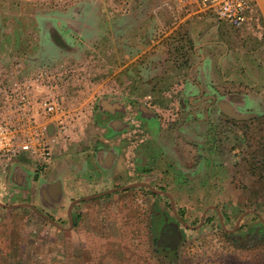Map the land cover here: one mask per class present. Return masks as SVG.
Wrapping results in <instances>:
<instances>
[{
    "label": "crops",
    "instance_id": "crops-1",
    "mask_svg": "<svg viewBox=\"0 0 264 264\" xmlns=\"http://www.w3.org/2000/svg\"><path fill=\"white\" fill-rule=\"evenodd\" d=\"M114 1L116 8L100 0L93 10H70L62 27L52 19L45 25L43 37L52 58L41 66L95 58L92 90L98 93L92 118L73 142L54 152L45 168L38 169L35 158L22 153L0 172V208L29 207L56 225L52 217H68L73 200L80 201L72 206L71 217L88 201L83 198L131 183L162 192L161 183L198 191L211 184L210 156L233 155L223 140H216L214 129L264 111V0H254L261 15L259 36L219 22L193 1ZM177 80L184 85L181 116L163 128L139 100L150 96L153 103L166 105L161 93ZM126 105L137 111L148 134L132 169L125 163L121 139L128 127ZM2 189L10 195L3 197Z\"/></svg>",
    "mask_w": 264,
    "mask_h": 264
},
{
    "label": "rangeland",
    "instance_id": "rangeland-1",
    "mask_svg": "<svg viewBox=\"0 0 264 264\" xmlns=\"http://www.w3.org/2000/svg\"><path fill=\"white\" fill-rule=\"evenodd\" d=\"M95 1L100 0H0V71L8 72L19 60L26 75L48 62L47 22L62 27L64 14L93 10ZM114 2L104 0L109 8ZM250 116L214 129L216 140L233 155L210 156L211 184L198 191L161 183L171 199L144 186L110 193L81 202L71 226L66 215L52 217L55 225L29 207L0 208V264H236L257 253L234 241L264 225V199L254 198L263 195L264 181L247 164L249 155L264 152V111ZM2 194L10 195L7 189ZM163 225L177 232L174 246L172 235L161 234Z\"/></svg>",
    "mask_w": 264,
    "mask_h": 264
},
{
    "label": "built area",
    "instance_id": "built-area-1",
    "mask_svg": "<svg viewBox=\"0 0 264 264\" xmlns=\"http://www.w3.org/2000/svg\"><path fill=\"white\" fill-rule=\"evenodd\" d=\"M176 1H193L219 22L245 28L254 36L261 34V15L254 0ZM21 65L17 60L8 72L0 71V172L9 169L22 153L35 158L38 169L45 168L56 150L65 148L87 127L98 93L92 90L97 83L94 57L43 65L26 75ZM183 87L177 80L161 93L166 105L153 103L150 96L139 103L154 112L163 128L170 127L181 116L179 94ZM124 121L128 127L121 139L125 163L132 169L136 150L148 134L130 105H126Z\"/></svg>",
    "mask_w": 264,
    "mask_h": 264
},
{
    "label": "trees",
    "instance_id": "trees-1",
    "mask_svg": "<svg viewBox=\"0 0 264 264\" xmlns=\"http://www.w3.org/2000/svg\"><path fill=\"white\" fill-rule=\"evenodd\" d=\"M262 151H264V148ZM247 162H248L247 164L249 167V172L253 176L257 177L259 180L264 181V152L262 153V155H249ZM263 196L264 193L262 196L255 195L254 198L261 197L264 199ZM252 229H249L245 233L235 235L234 241L237 242L238 244L242 243V245L247 249L253 248L254 251L258 250V252L248 255L246 259L236 264H264V225L259 223L257 227ZM223 233L227 235L226 232ZM167 264H175V263L167 262ZM224 264H234V263L226 261L224 262Z\"/></svg>",
    "mask_w": 264,
    "mask_h": 264
},
{
    "label": "water",
    "instance_id": "water-1",
    "mask_svg": "<svg viewBox=\"0 0 264 264\" xmlns=\"http://www.w3.org/2000/svg\"><path fill=\"white\" fill-rule=\"evenodd\" d=\"M140 186L148 187V185L145 184V183L136 182V183H131V184H128L126 186L120 187V188H114V189L108 190V191L103 192L101 194L85 197V198H83V200H90V199H93V198L98 197L100 195L108 194V193H111V192L116 191V190H125V189H131V188H135V187H140ZM154 192L157 193V194H166L165 192H162V191H154ZM78 201H80V200H73L72 203L70 204L69 208H68V211H67V215H68V219H69V222H70V226L72 225L71 208ZM17 206L18 205H14L13 207H17ZM9 207H11V206H9ZM47 218L52 221L51 218H49V217H47Z\"/></svg>",
    "mask_w": 264,
    "mask_h": 264
},
{
    "label": "flooded vegetation",
    "instance_id": "flooded-vegetation-1",
    "mask_svg": "<svg viewBox=\"0 0 264 264\" xmlns=\"http://www.w3.org/2000/svg\"><path fill=\"white\" fill-rule=\"evenodd\" d=\"M246 118V117H245ZM249 118V117H248ZM164 226V225H163ZM162 235L166 234L167 233V236L169 237V235L171 236L172 235V238L171 239V244L172 246H174L178 241H179V238H178V235H177V232L175 231L174 228H172V226L170 225H165L164 227H162Z\"/></svg>",
    "mask_w": 264,
    "mask_h": 264
}]
</instances>
